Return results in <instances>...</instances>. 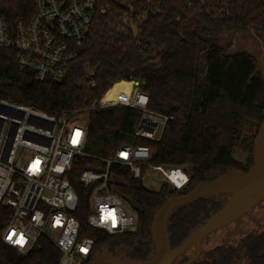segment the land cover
Instances as JSON below:
<instances>
[{"label": "trees", "instance_id": "obj_1", "mask_svg": "<svg viewBox=\"0 0 264 264\" xmlns=\"http://www.w3.org/2000/svg\"><path fill=\"white\" fill-rule=\"evenodd\" d=\"M190 10L183 0H164L161 12L150 14L138 24L140 36L123 35L122 11L142 12L138 0H102L113 7V16H99L88 40L71 65L67 79L58 84H38L33 76L21 71L16 55L0 49V101L35 108L61 118L89 107L95 100H127L135 87L149 97L150 111L173 117L159 142L135 136L142 113L125 106L88 114L87 153L108 157L123 145L149 147L151 165L183 168L189 184L181 191L164 185L159 192L144 188L130 169L117 166L113 173L125 185L112 189L123 198L137 202L143 212L138 227L121 236H109L88 225L90 190L80 183L81 173L102 164L91 157L76 160L68 174L79 197L76 213L82 237L94 239V249L105 246H139L147 248L155 213L173 198L188 195L206 182L234 171L248 173L253 165L254 143L264 121V80L257 61L244 46L246 33L264 40V0H243L229 13H221L205 0H194ZM22 6V5H21ZM24 8L3 4L0 14L13 17ZM91 68L87 78L85 68ZM94 82L95 88L88 87ZM247 127L255 133L243 140ZM249 154L245 167L236 157L243 143ZM147 168L143 171L145 176ZM173 215V214H172ZM169 218V229L177 226ZM5 219L0 216V233ZM176 230V229H175ZM61 255L45 238L36 248L22 256L2 243L0 264H58Z\"/></svg>", "mask_w": 264, "mask_h": 264}, {"label": "built area", "instance_id": "obj_2", "mask_svg": "<svg viewBox=\"0 0 264 264\" xmlns=\"http://www.w3.org/2000/svg\"><path fill=\"white\" fill-rule=\"evenodd\" d=\"M138 1L142 12L134 16L137 29L147 15L159 14L164 3ZM183 1L188 9L196 8L194 0ZM242 1L212 0L211 5L221 13H229L234 4ZM3 4L14 9L20 6L24 11L13 17L0 14V49L14 52L18 68L30 73L38 84L64 82L97 18L114 11L111 5L103 6L102 0H0V8ZM131 10L134 9L119 15L123 27L120 32L134 37ZM88 87L95 88L96 84L91 82ZM119 105L142 113L135 136L151 142H159L174 119L150 111L149 97L138 86L127 100H95L89 107L61 118L0 101V216L5 219L0 233L2 243L25 256L45 238L60 253L58 264L90 263L95 241L81 236L82 226L76 217L79 197L68 178L74 162L83 157L102 164L86 168L80 175L84 189L91 191L87 222L91 229L109 236L127 234L138 225L137 215L125 208L126 203L133 210L130 203L112 189L118 185L112 183L117 178L115 167H128L135 180H143L145 168V176L149 170L159 172L163 184L177 191L189 184L190 177L184 169L151 165L149 147L123 145L108 157L87 153V128L77 118ZM21 155L28 156V160L18 163Z\"/></svg>", "mask_w": 264, "mask_h": 264}, {"label": "water", "instance_id": "obj_3", "mask_svg": "<svg viewBox=\"0 0 264 264\" xmlns=\"http://www.w3.org/2000/svg\"><path fill=\"white\" fill-rule=\"evenodd\" d=\"M204 6L205 1L200 0ZM135 11L131 10V31L135 39H138L140 33L133 24ZM251 41L248 53L257 61L261 76L264 80V51L260 56L256 55L257 38L246 33L245 42L239 43L238 48L248 45ZM263 44H264V40ZM91 68L87 66L85 73L90 75ZM88 169H91L88 167ZM101 171V170H100ZM125 185L124 180L117 177L112 179V183ZM174 191L173 188H170ZM229 195L230 199L223 208L210 217L203 225L194 230L187 240L179 247L172 249L168 231L169 218L173 211L178 207L192 204L198 200L206 199L211 196ZM131 207L142 213L143 208L132 199L126 198ZM264 203V121L258 131L254 143L253 165L248 173L234 171L227 175L218 177L206 182L202 186L193 190L187 196L173 197L167 200L163 206L155 213L151 223V241L155 246L154 256L150 261L135 262L128 264H172V262L191 245L197 244L198 247L202 240L214 231L228 225L229 223L239 220L245 215L252 214L254 208ZM24 256V255H22ZM101 261H107L112 264L118 263L111 256H98L92 264H98Z\"/></svg>", "mask_w": 264, "mask_h": 264}, {"label": "flooded vegetation", "instance_id": "obj_4", "mask_svg": "<svg viewBox=\"0 0 264 264\" xmlns=\"http://www.w3.org/2000/svg\"><path fill=\"white\" fill-rule=\"evenodd\" d=\"M229 199V195L211 196L173 211L171 215L176 217L177 226L170 231L168 222L171 248L181 246L194 230L220 211ZM262 204L256 206L252 214L209 234L199 247L196 243L191 245L172 264H264V216L259 217L258 212ZM134 211L139 219L141 213ZM154 252L155 246L151 239L146 249L139 246H105L94 250L88 264L104 255L116 259V264L146 262L153 258ZM98 264L112 263L101 261Z\"/></svg>", "mask_w": 264, "mask_h": 264}, {"label": "rangeland", "instance_id": "obj_5", "mask_svg": "<svg viewBox=\"0 0 264 264\" xmlns=\"http://www.w3.org/2000/svg\"><path fill=\"white\" fill-rule=\"evenodd\" d=\"M254 36V35H253ZM257 38V44H256V55L260 56L262 52L264 51V44L262 39H260L258 36H255ZM251 45V41H249L248 45L244 46L245 49L249 50ZM88 114H83L77 118L78 121H82L86 124L88 120ZM255 133V128L253 127H247L244 130L243 133V140L250 138ZM236 157L237 161L240 164V166L245 167L249 161V154L246 149V146L243 143H241L237 150H236ZM28 160V156L26 155H21L18 159V163H24ZM183 169V168H182ZM163 177L159 172H155L153 170H149L146 176L143 178V186L146 190L151 191V192H159L164 184H163ZM125 208L127 211L131 212L132 214H135V211L128 208V204L125 203ZM259 212V217L262 215L264 216V204L260 206V209L258 210Z\"/></svg>", "mask_w": 264, "mask_h": 264}]
</instances>
